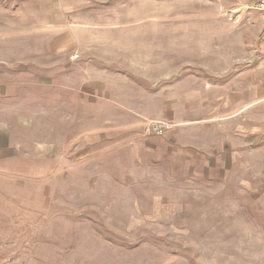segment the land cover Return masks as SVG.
Listing matches in <instances>:
<instances>
[{
    "label": "rangeland",
    "instance_id": "1",
    "mask_svg": "<svg viewBox=\"0 0 264 264\" xmlns=\"http://www.w3.org/2000/svg\"><path fill=\"white\" fill-rule=\"evenodd\" d=\"M256 1L0 0V264H264L259 147L134 163L93 97L106 68L264 82Z\"/></svg>",
    "mask_w": 264,
    "mask_h": 264
},
{
    "label": "crops",
    "instance_id": "2",
    "mask_svg": "<svg viewBox=\"0 0 264 264\" xmlns=\"http://www.w3.org/2000/svg\"><path fill=\"white\" fill-rule=\"evenodd\" d=\"M96 74L101 78L99 93L93 96L99 101V115L111 117L109 124L117 131L131 129L133 162L135 155L150 153L152 158L156 152L189 165L219 164L232 157L237 147L249 151L259 147L264 153V82L260 76L243 72L238 78L235 73L220 77L189 71L177 80L151 81L135 77V71L131 77L107 68ZM91 97L81 95L80 99L86 104ZM150 119H165L174 126L162 136L144 137Z\"/></svg>",
    "mask_w": 264,
    "mask_h": 264
},
{
    "label": "built area",
    "instance_id": "3",
    "mask_svg": "<svg viewBox=\"0 0 264 264\" xmlns=\"http://www.w3.org/2000/svg\"><path fill=\"white\" fill-rule=\"evenodd\" d=\"M256 9H258L264 16V0L256 1ZM173 127V123L165 119H150L145 126L147 134H154L158 136L164 135Z\"/></svg>",
    "mask_w": 264,
    "mask_h": 264
}]
</instances>
